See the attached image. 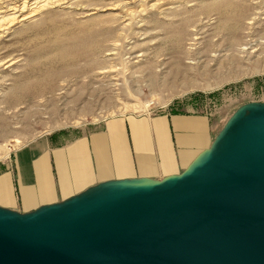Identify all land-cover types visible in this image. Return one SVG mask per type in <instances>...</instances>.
<instances>
[{
    "label": "rangeland",
    "instance_id": "374dc122",
    "mask_svg": "<svg viewBox=\"0 0 264 264\" xmlns=\"http://www.w3.org/2000/svg\"><path fill=\"white\" fill-rule=\"evenodd\" d=\"M161 2L117 6L120 15L135 13L125 18L131 25L124 27L109 9L117 0H64L3 36L0 168L18 149L55 131L92 128L112 117L161 114L173 108L225 124L242 105L264 101V0ZM154 4L160 11L173 9L158 15L151 9ZM205 6L212 9L205 11ZM233 7L243 13L239 39L231 36L234 21L225 13L234 15ZM92 9L109 10L86 16ZM219 13L226 19L218 20ZM248 22L250 30L245 29ZM249 39L257 44L251 62L214 57ZM84 47L90 49L82 52ZM63 49L74 56H61ZM111 52L118 55L107 56ZM175 62L181 65L179 72ZM135 101L139 108L122 110L121 103ZM15 140L22 143L15 146Z\"/></svg>",
    "mask_w": 264,
    "mask_h": 264
},
{
    "label": "water",
    "instance_id": "95a60500",
    "mask_svg": "<svg viewBox=\"0 0 264 264\" xmlns=\"http://www.w3.org/2000/svg\"><path fill=\"white\" fill-rule=\"evenodd\" d=\"M0 264H264V103L239 108L180 176L0 208Z\"/></svg>",
    "mask_w": 264,
    "mask_h": 264
},
{
    "label": "crops",
    "instance_id": "0c3cea01",
    "mask_svg": "<svg viewBox=\"0 0 264 264\" xmlns=\"http://www.w3.org/2000/svg\"><path fill=\"white\" fill-rule=\"evenodd\" d=\"M226 123L173 108L43 135L1 166L0 208L28 214L121 182L180 176L212 149Z\"/></svg>",
    "mask_w": 264,
    "mask_h": 264
},
{
    "label": "bare ground",
    "instance_id": "6f19581e",
    "mask_svg": "<svg viewBox=\"0 0 264 264\" xmlns=\"http://www.w3.org/2000/svg\"><path fill=\"white\" fill-rule=\"evenodd\" d=\"M64 0H0V40L3 38L4 35L6 34H10L9 32H12L14 33V30L13 28L15 26H18L20 24H23L24 22L32 19L34 16H36V14L40 11H42L43 9L51 6V5H56V4H60L62 3ZM70 1V0H69ZM148 0H117V4L115 5H112L113 7H110V11H115L113 12L114 14L113 17H120V21H121V24H124V27L125 26H129L131 25V19H125L127 16H131L132 14H135L133 11H127V12H123V13H127V14H118L117 13V10H119V7L117 6H126L128 4H132V3H135V2H140V3H143V2H147ZM159 2L161 3H164L165 0H158ZM68 4V3H67ZM66 4V5H67ZM160 4V3H159ZM65 5V7H66ZM158 4H154L151 6V9H154V10H157V13L158 15H163L164 12H170L171 9L173 8H164V10L160 11L159 9L160 8H155L157 7ZM231 4H229V6L227 5V8L229 10V8L231 7L230 6ZM233 5V4H232ZM237 5V4H235ZM69 6V5H68ZM84 8V7H83ZM112 8V9H111ZM219 8V7H218ZM232 8V7H231ZM235 7H233L232 10H234ZM109 9H106V10H109ZM205 11L207 10H210L212 9V7L210 6H205ZM225 9V8H224ZM106 10L102 9V10H99V9H92V10H89V12L85 13L87 14L86 16H93V15H96L98 14L99 12H105ZM221 11H226V10H221ZM228 16L227 18L234 21L233 23V27L231 30V36L235 37V38H238V35L240 34V32L244 29H242V20H243V13H242V10L240 9H235L234 10V15H232L231 17H229V14L227 13V11L225 12ZM137 14V13H136ZM167 14V13H166ZM220 14V13H219ZM221 18H219L218 20H221V19H226V18H222V13L220 14ZM134 20V19H133ZM255 21V20H254ZM126 23V24H125ZM246 24V23H245ZM252 24V22H248L246 25H247V28H245L246 30H250L251 27L250 25ZM244 25V23H243ZM141 26H139L140 28ZM227 30V29H226ZM229 30V31H230ZM247 34H250V33H247ZM242 35V33H241ZM245 36V35H244ZM240 38V37H239ZM238 38V39H239ZM246 38V37H245ZM237 39V40H238ZM181 40V39H180ZM236 40V39H235ZM240 41V40H239ZM178 42V41H177ZM182 42V41H181ZM232 42H234L232 40ZM238 42V41H237ZM255 43V41H253ZM253 42L249 39L247 41H244V43L242 42V44L239 46V48H232V49H227L229 51H227L226 54L224 55H216L214 57H217V58H227V59H230V61H232L233 63L237 62V63H242L244 61H247V62H251V54H254V52H256L255 50V46H257V44H253ZM91 43V42H90ZM180 43V41H179ZM178 43V44H179ZM240 43V42H238ZM237 43V44H238ZM177 44V43H176ZM175 44V45H176ZM177 44V45H178ZM218 44V43H216ZM231 44V43H230ZM236 44V43H235ZM86 45H90V44H86ZM233 45V44H232ZM72 46V45H71ZM115 47H118L120 46L118 43H115L114 44ZM234 46V45H233ZM237 46V45H236ZM259 47V46H258ZM72 48V47H71ZM77 48V47H76ZM76 48H73V49H76ZM92 49L94 47H91ZM133 48V47H132ZM131 48V49H132ZM178 48V47H177ZM88 49H90V47H84L81 51L82 52H86ZM179 49V48H178ZM64 50V49H63ZM71 50V49H69ZM79 50V49H78ZM259 49H257L258 51ZM65 51V50H64ZM92 51V50H91ZM260 51V50H259ZM192 52V51H191ZM215 52H218V51H215ZM230 52V54H229ZM184 53V52H183ZM259 53V52H258ZM80 54V53H79ZM83 54V53H82ZM179 54V53H178ZM118 53H108L107 56H117ZM140 55V54H139ZM261 55V54H259ZM263 55V54H262ZM61 56H64V57H72L74 56V54L70 51H65L63 53V55ZM60 56V57H61ZM126 56V55H125ZM184 56V55H183ZM187 56V55H186ZM184 56V57H186ZM121 57H124L123 55H121L119 58ZM255 57H258L259 59V56H255ZM183 58V57H182ZM262 58V57H261ZM178 59V57H177ZM217 60V59H216ZM235 61V62H234ZM259 61V60H258ZM184 62V61H183ZM134 63H138L137 62H134ZM197 63V62H196ZM13 64V63H12ZM12 64L10 63L9 64V67L12 66ZM187 64V63H186ZM199 63H197L198 65ZM185 65V64H183ZM196 65V64H195ZM196 65V66H197ZM6 67V66H5ZM132 67V66H131ZM174 68H175V71L176 72H179L180 68H181V65L179 62H175L174 64ZM184 68V67H183ZM187 68H188V65H187ZM190 68V67H189ZM186 69V68H185ZM192 70H194V67L192 66L191 68ZM184 70V69H183ZM115 72V71H114ZM184 72V71H183ZM49 73V72H48ZM57 73V75L59 74L58 72L55 71V74ZM109 73V72H108ZM181 73V72H180ZM47 74V73H45ZM103 74V73H101ZM47 77H50L51 76V73L50 74H47L46 75ZM53 77V75L51 76ZM29 85V84H28ZM24 87V86H22ZM26 87H28L26 85ZM30 87V86H29ZM136 102V101H135ZM122 104V110L124 109H128V108H139L140 107V103H137L136 104H126V103H121ZM147 107V105L145 106ZM120 110V109H119ZM15 146H18L19 144H21L22 142L19 141V140H15Z\"/></svg>",
    "mask_w": 264,
    "mask_h": 264
},
{
    "label": "built area",
    "instance_id": "2783aa9c",
    "mask_svg": "<svg viewBox=\"0 0 264 264\" xmlns=\"http://www.w3.org/2000/svg\"><path fill=\"white\" fill-rule=\"evenodd\" d=\"M209 116V115H208ZM210 117V116H209Z\"/></svg>",
    "mask_w": 264,
    "mask_h": 264
}]
</instances>
